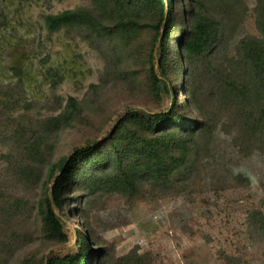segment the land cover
I'll return each mask as SVG.
<instances>
[{
    "label": "rangeland",
    "instance_id": "1",
    "mask_svg": "<svg viewBox=\"0 0 264 264\" xmlns=\"http://www.w3.org/2000/svg\"><path fill=\"white\" fill-rule=\"evenodd\" d=\"M174 2L186 23L177 18L173 27L169 59L174 63L165 77L156 46V74L174 87L173 94L165 93L160 82L158 94L151 88L148 70L153 31L140 30L127 42L119 39L116 48L107 43L101 49L97 39L83 31L49 34L44 28V16L89 9L92 0H0V214L14 211L12 225L0 227V264L75 256L79 233L95 245V254H105L102 261L93 258L89 264H117L133 250L148 256L145 264H264V236L252 218L256 211L264 215V144L237 140L240 130L232 108L217 102L221 69L228 67L242 39L259 36L257 1L242 0L223 53L214 62L216 73L207 75L202 62L191 65L188 89L183 87L184 65L177 59L176 44L191 17L186 0ZM140 12L148 16L146 8ZM156 19L152 11L148 21ZM109 62L112 67H107ZM175 97L184 123L197 120L199 112L209 119V134L196 137L187 170L167 186L139 182L131 197L104 190L90 195L84 177L97 167L92 161L83 164L69 187L68 202L56 212L68 242L48 239L39 205L45 193L51 194L60 170L50 180L47 167H59L78 149L102 144L127 114L168 112ZM70 98L78 114L50 136L44 120L63 113ZM31 131L42 137L45 163L34 168V180L33 175L23 180V141ZM16 200L18 209L10 206ZM11 231L15 238L5 247Z\"/></svg>",
    "mask_w": 264,
    "mask_h": 264
},
{
    "label": "trees",
    "instance_id": "2",
    "mask_svg": "<svg viewBox=\"0 0 264 264\" xmlns=\"http://www.w3.org/2000/svg\"><path fill=\"white\" fill-rule=\"evenodd\" d=\"M256 1L258 8L255 23L259 36L242 39L228 67L221 69L217 78L221 95L217 102L224 104V107L229 105V108H232L240 130L237 140L249 144L258 142L264 144V0ZM186 2L191 19L187 20V25L183 28L182 37L176 44V52L178 61L184 65L183 87L188 89L192 64L202 62L207 75L216 73L213 70L214 62L216 57L223 53L226 38L233 30L237 13L242 8V0H186ZM92 4L93 7L89 9L79 8L44 16L45 30L49 34L83 31L88 36L95 37L101 49L107 43L116 48L119 39L127 42L131 34H136L140 30L153 31L154 40L148 57L150 85L161 94L158 84L162 82L165 93L173 94L174 87L168 86L164 80L160 81L156 74L155 50L159 44L158 67L161 75L165 77L168 66L174 63L169 59L171 55L169 39L173 27L177 18L181 19L182 24L186 23L185 13L180 14L176 10L174 0H92ZM142 8L148 10V16L140 12ZM152 11L157 12L154 23L149 22ZM111 62L107 67H112ZM106 75L110 77V71H107ZM178 105L175 97L172 109L166 113L127 114L102 144L93 143L87 148L74 151L71 157L61 161L59 167L58 165L47 167L50 180L55 177L56 170H60V174L55 177L51 194L45 193L39 205L44 234L48 239L60 243L68 242L64 232V221L56 212H61L68 202L67 197L71 194L69 187L77 180L80 166L83 164L87 167L92 161L97 168L109 166L111 169L104 171L96 168L90 176L84 177L85 188L90 195L97 190H104L131 197L136 194L139 182L167 186L170 180L180 177L182 172L187 170L189 153L196 142V137L209 134V119L199 112L197 120L184 123L186 120L177 111ZM77 114V103L70 98L63 113L44 120L46 131L50 136L56 135L68 127ZM30 133V137H27L29 139L23 141L25 154L22 158L23 165L19 167L23 180L26 176L31 178L32 175L34 180L37 176L34 168L38 166L41 168L45 163L40 151L42 137L36 136L32 131ZM14 175L17 176L18 172L15 171ZM19 201H14L10 206L20 208ZM13 217L14 211L2 212L0 227L3 223L5 226L12 225ZM252 218L258 232L264 236V215L256 211ZM11 235L12 231L8 235L10 238L4 243L5 247L10 246L15 238V233L13 237ZM78 236L79 250L75 256L52 257L46 263L45 259L36 263L27 258L20 264H89L93 258L101 261L105 258L101 250L94 253L92 246L95 245H92L90 239L80 233ZM146 258L149 260L147 255H139L133 250L116 263L145 264Z\"/></svg>",
    "mask_w": 264,
    "mask_h": 264
},
{
    "label": "water",
    "instance_id": "3",
    "mask_svg": "<svg viewBox=\"0 0 264 264\" xmlns=\"http://www.w3.org/2000/svg\"><path fill=\"white\" fill-rule=\"evenodd\" d=\"M79 150V149H78Z\"/></svg>",
    "mask_w": 264,
    "mask_h": 264
}]
</instances>
